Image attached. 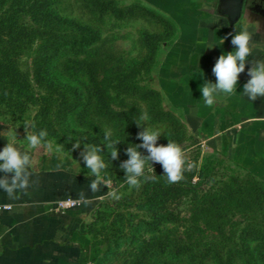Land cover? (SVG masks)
I'll return each instance as SVG.
<instances>
[{"label": "trees", "instance_id": "obj_1", "mask_svg": "<svg viewBox=\"0 0 264 264\" xmlns=\"http://www.w3.org/2000/svg\"><path fill=\"white\" fill-rule=\"evenodd\" d=\"M54 1L0 0V120L11 122L16 130L26 129V126L35 133L45 130L46 140L66 144L71 140L68 120L71 113L82 106L83 92L79 86L70 85L59 77L55 73V64L65 51L82 55L77 60L76 70L88 72L89 80H92L94 71L88 68L89 50L97 42L98 32L88 25L58 16L51 8ZM100 3L104 4V1ZM113 10L116 16L142 11L148 19L162 24L161 31L144 35L147 57L141 64H147L149 70L160 42L174 35L175 25L143 6H116ZM123 86L148 99L149 115L155 121L167 123L171 131H185L179 118L162 106L161 95L156 89L136 82H123ZM96 87L100 113L106 119H126L124 113L113 109L103 91ZM134 120L132 116L127 119L131 131L137 130ZM163 140L159 138L157 142ZM162 169L157 166L155 172L147 173L156 179L142 183V201L150 208L158 205L165 209L180 193L186 205L185 215L155 210L152 215L156 222L169 221L172 227L158 229L144 237L133 236L127 242L125 253L128 258L124 264H204L205 260L232 264L231 253L240 225L258 218L264 220V179L256 178L250 171L215 179L216 168L212 163L209 168L203 166L198 180L193 178L194 170H186L182 180L169 184L163 174L157 173ZM120 223L123 225L124 221ZM247 235L248 240L260 237L254 231ZM110 253L112 248L109 246L103 251L96 248L93 263H104ZM223 255L225 261H222ZM243 260L252 261L247 257Z\"/></svg>", "mask_w": 264, "mask_h": 264}, {"label": "rangeland", "instance_id": "obj_2", "mask_svg": "<svg viewBox=\"0 0 264 264\" xmlns=\"http://www.w3.org/2000/svg\"><path fill=\"white\" fill-rule=\"evenodd\" d=\"M101 1H104V4H101ZM162 2L163 0H55L51 7L58 16L88 25L98 32V40L89 50L90 66L88 68L94 71V77L91 76L92 80H89L88 72L82 73L80 70H76L78 67L77 60L81 59L82 55L65 51L55 64V73L68 81L70 85L79 86L83 92L82 106L72 112L68 120L71 140L64 144L50 139L53 142L52 150L43 144L37 148L46 156L54 155L67 161L68 165L77 173L88 175L89 170L80 155L84 150V145L99 146L102 150L100 154L107 164L103 174L106 178L111 179V187L118 190L121 198L113 200L105 195V198L97 203L86 223L85 235L88 241L89 264H94L92 260L94 250L100 248V251H103L107 246L112 248V254L110 253L107 260L102 264H124L128 258L125 253L128 247L127 242L133 236L143 235L144 237L158 229L172 227L173 224L169 221L161 220L157 223L156 218H153L152 215L155 210L160 213L173 211L176 214L179 213L180 216L185 215L186 212L184 198L180 193L174 197L175 200L173 199L166 205L165 209L158 205L155 208H150L148 203L142 201L144 199L142 186L139 189L130 188L125 183V172L120 168V164L128 159L126 148L130 144L142 143L141 140L137 139V134L142 129L136 125L137 130L131 131V128L127 126V119L131 116L132 119L135 118V122H140L143 126L160 131L161 136L159 138L164 140L157 142L158 146L167 145L168 140H171L185 150L187 160L194 165L190 170H194V180H198L199 171L203 170V166L209 168L212 163L216 168L214 171L215 179L226 178L230 174L242 175L246 171L252 172L256 178L264 179L263 162H255L253 167L248 166L245 161L239 158L235 147L229 146L227 141L219 146L211 134L206 135L201 131H187L181 117L164 103V97L158 88V81H160L158 66L160 58H162V44L165 41L160 42L149 70H147V64H141L147 57L144 35L149 32L161 31L162 24L159 25L156 21L148 19L142 11L116 16L113 10L116 6L138 5L139 7L151 8L157 12L159 4ZM158 51H160V56H157ZM123 82H136L156 89L161 95L162 106L179 118L185 126V131H171L167 123L155 121L149 115L148 99L126 89L127 84L124 83L125 86H123ZM95 85L103 91L113 109L120 113L123 112L124 117H127L126 119H122V121L106 119V116L100 113ZM144 113H147L148 119L140 121V117ZM14 126L11 122L0 120V134L4 142H14V145H17L22 152L34 150L29 147L26 139L27 132L34 131L19 130L18 128L16 130ZM108 130L111 131L113 141H121L115 145L118 150V158L115 160L111 159L110 150H107L104 141V134ZM77 141L81 142L80 148L73 149V144ZM57 146L62 148V153L56 152ZM139 151L144 155L148 154L145 149H139ZM152 166L155 169L161 165L154 163ZM148 172L146 168V174ZM157 173L164 175L163 169ZM121 220L124 221L123 225L120 223ZM241 229L244 231L240 232ZM253 231L259 233L260 237H251L248 240L247 234ZM238 232L239 236L233 246L230 262L232 264H264V220L258 218L249 224H241ZM243 257L252 260V263L245 262ZM222 261H225L224 255ZM203 263L215 264L211 260H205Z\"/></svg>", "mask_w": 264, "mask_h": 264}, {"label": "crops", "instance_id": "obj_3", "mask_svg": "<svg viewBox=\"0 0 264 264\" xmlns=\"http://www.w3.org/2000/svg\"><path fill=\"white\" fill-rule=\"evenodd\" d=\"M236 2L158 3L159 13L176 29L162 44L158 88L164 103L181 117L187 131L211 134L219 146L227 141L248 166L260 161L264 166V97L250 101L242 94L243 85L250 79L247 73L251 63L240 74L233 94L221 97L213 106H207L201 97V85L216 82L212 68L217 58L235 50L229 34H234L245 19L251 22L252 33L248 60L264 59V0H241L238 13L229 15L233 11L230 6ZM225 37L222 45L207 48ZM6 144L0 134V150ZM27 152L33 160L27 194L18 192L17 198L11 199L0 190V264L89 263L85 226L100 197L106 195L107 186L101 184L99 192L93 193L88 185L95 177L79 174L67 161L46 156L39 149ZM3 176L0 172V178ZM66 197L82 201L77 206L58 209L55 204Z\"/></svg>", "mask_w": 264, "mask_h": 264}, {"label": "clouds", "instance_id": "obj_4", "mask_svg": "<svg viewBox=\"0 0 264 264\" xmlns=\"http://www.w3.org/2000/svg\"><path fill=\"white\" fill-rule=\"evenodd\" d=\"M251 22L247 19L242 21L231 35V44L234 46V51L221 54L213 68L212 73L216 77V82H204L200 91L202 98L207 106H213L221 97H227L236 91L239 76L245 72L246 64L251 63L248 69L250 79L243 85V95L248 97L250 101H255L258 97H264V59L251 61L248 58L252 53V33L249 31ZM225 38H221L220 43H210L207 48H212L216 45H222ZM147 113L140 117V121L147 120ZM142 130L137 134V139L141 140L140 144H130L126 148L128 159L120 164V168L125 172L124 181L130 188L139 189L142 182L155 181L154 175L146 174V168L149 172H155L154 163L162 166L167 183H177L183 179V173L186 170H191L194 165L186 158L185 150L177 143L168 140L167 145H157V141L161 136L159 130L151 127L143 126L140 122H135ZM29 126H26L27 129ZM47 132L40 130L38 133L27 132L26 139L29 147L37 149L45 145L49 150H52L53 142L46 140ZM15 139V137H13ZM104 141L107 150H110L112 160L118 158V150L115 145L121 141H113L111 139V131L108 130L104 134ZM80 143L77 141L73 144V149L80 148ZM139 149H145L147 155L142 154ZM56 152L62 153V148L57 146ZM101 148L99 146L85 144L84 150L80 153L86 168L89 170V175L95 177L92 179L88 187L93 193L99 192L101 184L107 186L108 192L106 196L113 200H119L121 195L118 190L112 188L111 179L106 178L103 174L107 168L105 160L101 156ZM33 166L31 155L25 151L21 152L14 145V142H8L3 150H0V172L4 174L0 178V190L6 192L11 199L17 198L18 192L27 194V189L30 185V176L32 173L29 169ZM11 174V178H9ZM142 178V179H141ZM83 199V194H79ZM102 196L100 199H104ZM87 203V201H85Z\"/></svg>", "mask_w": 264, "mask_h": 264}, {"label": "built area", "instance_id": "obj_5", "mask_svg": "<svg viewBox=\"0 0 264 264\" xmlns=\"http://www.w3.org/2000/svg\"><path fill=\"white\" fill-rule=\"evenodd\" d=\"M81 201H82L81 199H77V198H73V197H66V198H63L61 200H58L55 205H57L58 209L64 210V209L79 205V203H81ZM86 264H89V263H86Z\"/></svg>", "mask_w": 264, "mask_h": 264}, {"label": "water", "instance_id": "obj_6", "mask_svg": "<svg viewBox=\"0 0 264 264\" xmlns=\"http://www.w3.org/2000/svg\"><path fill=\"white\" fill-rule=\"evenodd\" d=\"M240 1L241 0H237V2L234 5L232 4V6H230L233 11L229 15H232V14H235L236 15L238 13L239 7H240V5H239L240 4ZM230 19H231V16H230Z\"/></svg>", "mask_w": 264, "mask_h": 264}]
</instances>
